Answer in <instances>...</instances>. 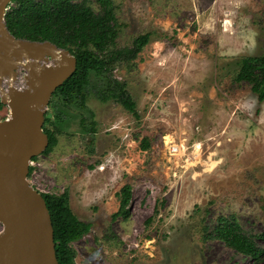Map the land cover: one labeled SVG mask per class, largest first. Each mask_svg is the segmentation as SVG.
Listing matches in <instances>:
<instances>
[{
    "label": "rangeland",
    "instance_id": "obj_1",
    "mask_svg": "<svg viewBox=\"0 0 264 264\" xmlns=\"http://www.w3.org/2000/svg\"><path fill=\"white\" fill-rule=\"evenodd\" d=\"M113 2L118 46L152 35L113 71L139 116L101 100L93 75L86 104L94 115L70 108L28 174L41 193L67 191L73 212L91 223L72 243L76 264H264L206 233L220 216L248 235L264 229V101L236 78L243 57L264 52V0ZM54 110L49 103L52 119ZM8 113L4 104L0 120ZM81 114L96 121L94 131L82 128ZM126 183L130 215L112 218Z\"/></svg>",
    "mask_w": 264,
    "mask_h": 264
},
{
    "label": "trees",
    "instance_id": "obj_2",
    "mask_svg": "<svg viewBox=\"0 0 264 264\" xmlns=\"http://www.w3.org/2000/svg\"><path fill=\"white\" fill-rule=\"evenodd\" d=\"M99 10L89 5L87 0H12L6 12L5 21L17 37L31 40H50L58 46L68 48L77 57L75 72L53 93L50 105L55 108L54 119L45 117L44 130L49 135L50 150L57 142L56 130L69 114L70 108L94 112L87 107L88 87L94 76H99L101 87L97 95L101 100L114 99L128 111L139 116L137 102L125 82L115 78L113 71L118 63L130 62L137 58L144 46L151 40L150 32L137 35L132 45L118 46L119 20L113 0H96ZM238 80H246L257 94L259 103L264 101V52L243 57L236 73ZM60 100L61 105H58ZM4 106L0 102V108ZM66 106V108H64ZM80 123L84 130L94 131L96 121H88L81 114ZM54 125V129L50 125ZM60 127V126H59ZM149 142L144 139L142 147ZM34 156L32 159H36ZM33 170L30 167L29 173ZM49 208L59 264H76V250L72 243L88 233L91 223L80 219L72 210L68 192L61 194L42 193ZM120 207L112 218H128L132 199V185L126 183L118 192ZM207 231V230H206ZM207 236L222 240L252 260L264 256V246L256 238L264 241V229L255 236L246 234L240 224L230 217L220 216Z\"/></svg>",
    "mask_w": 264,
    "mask_h": 264
},
{
    "label": "water",
    "instance_id": "obj_3",
    "mask_svg": "<svg viewBox=\"0 0 264 264\" xmlns=\"http://www.w3.org/2000/svg\"><path fill=\"white\" fill-rule=\"evenodd\" d=\"M11 3L0 0V102L9 108L0 120V264H59L49 208L28 174L50 142L43 126L51 97L77 57L50 40L12 34L5 21Z\"/></svg>",
    "mask_w": 264,
    "mask_h": 264
},
{
    "label": "bare ground",
    "instance_id": "obj_4",
    "mask_svg": "<svg viewBox=\"0 0 264 264\" xmlns=\"http://www.w3.org/2000/svg\"><path fill=\"white\" fill-rule=\"evenodd\" d=\"M43 62H44V61H34V64H37V66H39V65H40V66H42V65H43V66L46 65V64H44ZM46 68H47V67H46Z\"/></svg>",
    "mask_w": 264,
    "mask_h": 264
},
{
    "label": "built area",
    "instance_id": "obj_5",
    "mask_svg": "<svg viewBox=\"0 0 264 264\" xmlns=\"http://www.w3.org/2000/svg\"><path fill=\"white\" fill-rule=\"evenodd\" d=\"M31 162H32V160H31ZM31 162H30V164H31Z\"/></svg>",
    "mask_w": 264,
    "mask_h": 264
}]
</instances>
